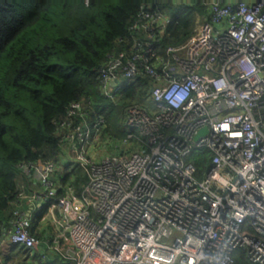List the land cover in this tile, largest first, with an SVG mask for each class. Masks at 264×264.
<instances>
[{
  "label": "built area",
  "instance_id": "2783aa9c",
  "mask_svg": "<svg viewBox=\"0 0 264 264\" xmlns=\"http://www.w3.org/2000/svg\"><path fill=\"white\" fill-rule=\"evenodd\" d=\"M205 5L208 18L166 56L155 43L169 16L141 8L131 29L143 38L109 55L98 79L117 104L133 79L151 78L152 108H126L127 132L93 159L104 120L70 104L56 160L19 166L32 188L20 185L26 208L1 246L30 264H236L238 250L264 264V0ZM200 150L210 158L198 178ZM74 167L88 181L57 197L54 178ZM43 208L49 228L37 237L31 216Z\"/></svg>",
  "mask_w": 264,
  "mask_h": 264
},
{
  "label": "trees",
  "instance_id": "16d2710c",
  "mask_svg": "<svg viewBox=\"0 0 264 264\" xmlns=\"http://www.w3.org/2000/svg\"><path fill=\"white\" fill-rule=\"evenodd\" d=\"M208 1L177 5L174 0H0V243L14 210L23 209L20 185L27 192L32 188L19 166L56 160L62 150L59 126L70 104L83 101L89 121L102 118L100 129L104 126L103 132L113 139L125 134L126 108H152L151 78L133 79L117 104L101 95L98 79L109 55L143 38L131 29L141 8L169 16L155 43L157 52L166 56L167 48L185 44L198 21L208 18ZM209 158L202 150L192 153L198 178ZM54 180L60 186L57 197L77 193L88 181L80 167L67 169ZM44 212L45 208L31 222L35 234ZM232 255L236 264H247L243 251ZM1 264H30L28 252L14 246Z\"/></svg>",
  "mask_w": 264,
  "mask_h": 264
},
{
  "label": "rangeland",
  "instance_id": "374dc122",
  "mask_svg": "<svg viewBox=\"0 0 264 264\" xmlns=\"http://www.w3.org/2000/svg\"><path fill=\"white\" fill-rule=\"evenodd\" d=\"M152 106H153V104L151 102L150 107H152ZM103 127L99 131V138L97 139V141L95 143H93L92 149H89V151H88L89 156L93 159L95 158V156L98 154L99 151H105L107 148H109V146L111 145L112 139H113L108 134L103 132V129H104ZM127 130H128V128L126 127L125 122H124L123 133H126ZM90 150L93 151V155L90 154ZM74 193H76V192H74ZM36 215H37V211H36V209H34V211L32 212V216H31V222L35 220ZM0 253H1L0 254V262L2 260L1 255L6 256V255H9V253H10L9 249H7V247L4 243L2 244V246L0 245ZM246 262H247V264H249L247 259H246Z\"/></svg>",
  "mask_w": 264,
  "mask_h": 264
},
{
  "label": "crops",
  "instance_id": "0c3cea01",
  "mask_svg": "<svg viewBox=\"0 0 264 264\" xmlns=\"http://www.w3.org/2000/svg\"><path fill=\"white\" fill-rule=\"evenodd\" d=\"M89 149H92V146L89 148ZM99 150V149H98ZM108 151L106 150V151H102V152H98V154L95 156V158H99V154H102V153H107ZM90 154H92L93 155V151L92 150H90ZM21 204H23V205H21V208H23V209H25L26 208V204H25V202L24 201H22V203ZM49 228V225L48 224H45L44 222H38V224L36 225V227H35V230H36V233H38V235H43L44 234V232L47 230V229ZM9 252H11V249H10V251ZM1 254V253H0ZM10 254V253H9ZM2 257H4V255H1ZM6 256H8V255H6ZM16 256H13V258H14V260H16V258H15ZM2 263V260H1V262H0V264Z\"/></svg>",
  "mask_w": 264,
  "mask_h": 264
},
{
  "label": "water",
  "instance_id": "95a60500",
  "mask_svg": "<svg viewBox=\"0 0 264 264\" xmlns=\"http://www.w3.org/2000/svg\"><path fill=\"white\" fill-rule=\"evenodd\" d=\"M205 132V130H201L199 133H198V135H201V134H203Z\"/></svg>",
  "mask_w": 264,
  "mask_h": 264
}]
</instances>
